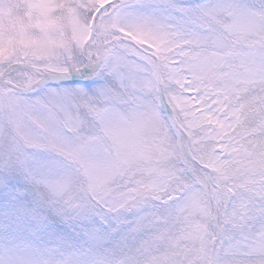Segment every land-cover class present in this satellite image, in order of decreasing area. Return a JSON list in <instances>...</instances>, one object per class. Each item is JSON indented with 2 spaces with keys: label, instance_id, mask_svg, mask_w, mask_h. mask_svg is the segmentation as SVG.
I'll return each mask as SVG.
<instances>
[{
  "label": "snow or ice",
  "instance_id": "1",
  "mask_svg": "<svg viewBox=\"0 0 264 264\" xmlns=\"http://www.w3.org/2000/svg\"><path fill=\"white\" fill-rule=\"evenodd\" d=\"M0 264H264V0H0Z\"/></svg>",
  "mask_w": 264,
  "mask_h": 264
}]
</instances>
